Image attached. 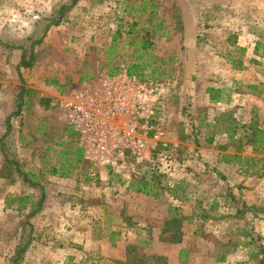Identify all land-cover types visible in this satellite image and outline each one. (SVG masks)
<instances>
[{
	"label": "rangeland",
	"instance_id": "obj_1",
	"mask_svg": "<svg viewBox=\"0 0 264 264\" xmlns=\"http://www.w3.org/2000/svg\"><path fill=\"white\" fill-rule=\"evenodd\" d=\"M69 1L0 0V40H38L26 68H16L19 49L0 48V136L19 87L27 88L29 104L10 117L2 141L46 193L29 219L33 239L21 264H264V160L254 176L216 161L233 146L221 131L228 118L238 134H248L249 123L264 128V0H77L45 29ZM120 63H137L133 74L160 85L174 164L167 173L144 165L129 180L96 182L64 152L72 140L53 102ZM206 86L222 87L227 99L208 102ZM240 143L242 155L264 158ZM52 166L70 174L51 175ZM19 193L37 196L5 170L0 154V264L24 212L2 200ZM171 234L181 236L177 249L160 245Z\"/></svg>",
	"mask_w": 264,
	"mask_h": 264
},
{
	"label": "built area",
	"instance_id": "obj_2",
	"mask_svg": "<svg viewBox=\"0 0 264 264\" xmlns=\"http://www.w3.org/2000/svg\"><path fill=\"white\" fill-rule=\"evenodd\" d=\"M166 99L160 85L127 72H98L59 95L53 107L72 131L92 176L112 172L129 180L144 165L170 172V141L161 121Z\"/></svg>",
	"mask_w": 264,
	"mask_h": 264
},
{
	"label": "trees",
	"instance_id": "obj_3",
	"mask_svg": "<svg viewBox=\"0 0 264 264\" xmlns=\"http://www.w3.org/2000/svg\"><path fill=\"white\" fill-rule=\"evenodd\" d=\"M77 2V0H70L68 4L61 3L57 9V18H52L50 21L45 24V29L50 24H56L58 23V18L62 14V12L67 9L68 7L74 5ZM216 8L219 7L217 5H214ZM38 40L31 41L27 46L25 45H11L5 42H2L0 40V48L5 49L6 52L11 51V49L16 48L19 49V58L18 62L16 63V68L19 67H29L32 63L33 59V52L32 47L33 44L37 43ZM239 52L243 53L244 48L238 47L237 48ZM230 59L231 66H234L236 61L235 59ZM253 62L255 60H252ZM258 63L257 61H255ZM142 66H138L137 63H130L127 65V72L128 73H134V71ZM116 70V68H115ZM114 69H108V73H114L116 72ZM140 78V77H139ZM143 79V78H142ZM245 87L247 88V91L250 93H257L259 90H257V86L255 84H246ZM29 90L23 86H20L14 99H13V108L10 111L9 114H7L4 117L3 121V133L0 136V154L1 159L3 163L5 164V170L8 171L10 174H14L19 178L21 183H24L26 188H33L37 191V196L32 197L29 193H19L17 195H6L3 197V204L5 208H12L23 212V219L21 220V233L19 234V237L14 245L12 253L9 255L7 259V264H21V260L23 258L24 253L27 251V249L30 246V243L33 239V226L30 222V218H32L34 215H36L40 210L42 209L44 203H45V190L43 185L40 183L38 177L29 171H24L21 169V167L18 164V161L15 160L12 156L8 155L7 151L5 150L4 144H3V137L9 132L10 130V123L9 119L13 115H17L20 113V111L25 108L29 104L28 98H25L29 95ZM204 93L206 95V98L208 102L216 103L225 101L227 99L228 93L226 90H224L222 87H215V86H206L204 89ZM52 104V103H51ZM227 125L221 130L226 136L231 140L233 146L229 150H222L217 152L216 154V161L218 163H224V164H233L237 165L241 170L242 175L244 176H254L258 175L259 172L257 169H254L255 164L259 160H264V158L261 157H255L253 155H242V148L244 143H240L242 140L246 144L249 145V150L252 154L262 153L264 152V128L258 127L253 124H247V126L243 125L242 130L247 128L250 130L248 134L242 135L241 133H236L237 127L235 126L236 123L228 118ZM253 122V119L251 118V121ZM67 134L69 137H71L72 144L67 145V147L64 149L65 153H70L72 158L71 162H74L75 164H78L80 161H82L81 156V150L76 147L74 143L73 133L72 131L67 127ZM84 163V162H83ZM205 165V164H204ZM262 165V163L260 164ZM76 166V165H75ZM84 166L86 164L84 163ZM87 168V166L85 167ZM49 174L54 175L58 174L60 176H68L70 174V169L63 170L62 168H55L54 166L50 167L48 170ZM107 178L109 180H120V176L117 174H114L112 172L107 173ZM94 181H98V177L94 175ZM142 188L139 186H136L134 188V191H141ZM116 232V231H115ZM113 234V232L111 233ZM175 234H171L170 239L176 238L174 236ZM109 239L112 242V235H110ZM177 239V238H176ZM179 252H184L183 249L179 250ZM184 257V255H181V258ZM258 264H263L262 258L258 260Z\"/></svg>",
	"mask_w": 264,
	"mask_h": 264
},
{
	"label": "crops",
	"instance_id": "obj_4",
	"mask_svg": "<svg viewBox=\"0 0 264 264\" xmlns=\"http://www.w3.org/2000/svg\"><path fill=\"white\" fill-rule=\"evenodd\" d=\"M202 160H204V159H202ZM205 161V160H204ZM216 163V162H215ZM220 166H222V164L221 163H218ZM106 180H108L109 181V179L107 178ZM234 181V180H233ZM246 198H248L247 196H246ZM249 203H252V202H250L249 201ZM171 230H175L176 229V227H174V228H170ZM178 230L180 229V228H177ZM168 230V229H167ZM173 230V231H174ZM180 231V230H179ZM175 233H176V231H174ZM115 233H117V232H115ZM177 238V239H176ZM176 238H172V239H170V238H167L166 240H165V242H164V244H160V245H162L163 247L165 246V249H167V248H169V249H177L179 246H178V244L182 241V239H181V236H179L178 235V237H176ZM109 243L110 244H112L113 242H111V240L109 239ZM161 242H163V241H161ZM161 254H165L164 252H162Z\"/></svg>",
	"mask_w": 264,
	"mask_h": 264
}]
</instances>
